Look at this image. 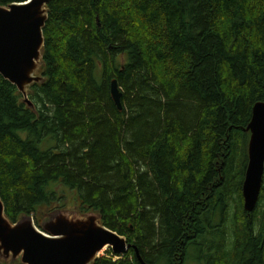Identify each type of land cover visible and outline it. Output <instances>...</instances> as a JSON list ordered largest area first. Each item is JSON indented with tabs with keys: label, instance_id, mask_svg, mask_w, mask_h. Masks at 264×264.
Instances as JSON below:
<instances>
[{
	"label": "trees",
	"instance_id": "16d2710c",
	"mask_svg": "<svg viewBox=\"0 0 264 264\" xmlns=\"http://www.w3.org/2000/svg\"><path fill=\"white\" fill-rule=\"evenodd\" d=\"M47 7L34 108L0 76L6 216L60 208L64 185L146 264H185L191 250L200 264H264V175L252 212L242 196L245 128L264 101V0ZM114 257L91 264H143L134 249Z\"/></svg>",
	"mask_w": 264,
	"mask_h": 264
},
{
	"label": "water",
	"instance_id": "95a60500",
	"mask_svg": "<svg viewBox=\"0 0 264 264\" xmlns=\"http://www.w3.org/2000/svg\"><path fill=\"white\" fill-rule=\"evenodd\" d=\"M49 1L40 0L38 7L34 3L31 8L27 2L0 5V76L16 87L23 102L32 109L29 87L44 80L38 71L42 65L43 28ZM110 92L121 109L122 91L116 79L111 81ZM259 111H264V101L254 104L245 128L250 133L242 183L243 208L247 212L257 205L264 175V131L254 122ZM107 247L116 256L134 249L143 262L136 246L105 226L96 212L55 210L44 216L37 227L31 216L12 222L0 197V259L5 262L19 259L23 264H91Z\"/></svg>",
	"mask_w": 264,
	"mask_h": 264
},
{
	"label": "rangeland",
	"instance_id": "374dc122",
	"mask_svg": "<svg viewBox=\"0 0 264 264\" xmlns=\"http://www.w3.org/2000/svg\"><path fill=\"white\" fill-rule=\"evenodd\" d=\"M38 74H41L40 70L38 71ZM248 141H249V139H248ZM56 190H58V192H60L59 190L62 191L63 196H64V203L62 204L63 206H60V208L57 207V209H55V210H61V211H67V212L82 214L79 212L77 195H76V192L74 190H72V189H70L64 185L57 186ZM234 206L235 205L233 203L230 211H229L230 208H228V212L230 213V216H232V212H234ZM47 211H48V208L40 209L39 211H37L31 215V217L33 218V221L37 227L40 226L43 217L46 216L48 213H50ZM226 216H229V214H227ZM22 217H24V216H22ZM108 250H111V249L109 247L103 249L102 252L99 254V257L100 256H108ZM189 255H190V257L187 259L185 264H200L199 260H195V252L194 251H192V250L189 251ZM119 257L120 256L115 255L114 258L118 259Z\"/></svg>",
	"mask_w": 264,
	"mask_h": 264
},
{
	"label": "snow or ice",
	"instance_id": "6c2138e0",
	"mask_svg": "<svg viewBox=\"0 0 264 264\" xmlns=\"http://www.w3.org/2000/svg\"><path fill=\"white\" fill-rule=\"evenodd\" d=\"M26 2L31 8L34 3H36L38 7L40 0H26ZM254 122L259 130L264 131V111H259L256 113Z\"/></svg>",
	"mask_w": 264,
	"mask_h": 264
},
{
	"label": "bare ground",
	"instance_id": "6f19581e",
	"mask_svg": "<svg viewBox=\"0 0 264 264\" xmlns=\"http://www.w3.org/2000/svg\"><path fill=\"white\" fill-rule=\"evenodd\" d=\"M101 252H102V251H101ZM101 252H100V253H101Z\"/></svg>",
	"mask_w": 264,
	"mask_h": 264
}]
</instances>
